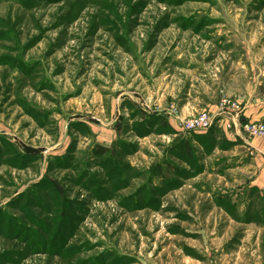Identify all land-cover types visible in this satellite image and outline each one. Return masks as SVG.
Returning a JSON list of instances; mask_svg holds the SVG:
<instances>
[{
	"label": "rangeland",
	"instance_id": "374dc122",
	"mask_svg": "<svg viewBox=\"0 0 264 264\" xmlns=\"http://www.w3.org/2000/svg\"><path fill=\"white\" fill-rule=\"evenodd\" d=\"M245 123L264 0H0V264H264Z\"/></svg>",
	"mask_w": 264,
	"mask_h": 264
},
{
	"label": "built area",
	"instance_id": "2783aa9c",
	"mask_svg": "<svg viewBox=\"0 0 264 264\" xmlns=\"http://www.w3.org/2000/svg\"><path fill=\"white\" fill-rule=\"evenodd\" d=\"M222 104L234 113L239 109V104L228 98L223 99ZM211 123L212 118L206 111L198 113L191 119L181 121L183 128L190 132L206 131L210 127ZM243 129L252 136H261L264 133V126L260 124L245 123Z\"/></svg>",
	"mask_w": 264,
	"mask_h": 264
},
{
	"label": "trees",
	"instance_id": "16d2710c",
	"mask_svg": "<svg viewBox=\"0 0 264 264\" xmlns=\"http://www.w3.org/2000/svg\"><path fill=\"white\" fill-rule=\"evenodd\" d=\"M194 133H199V132H194ZM187 149H188V148H187ZM104 151H105V150H104L103 148H100V149H99V152H100L101 154L104 153Z\"/></svg>",
	"mask_w": 264,
	"mask_h": 264
}]
</instances>
